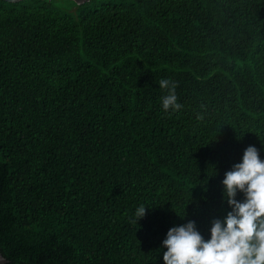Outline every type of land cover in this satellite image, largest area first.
<instances>
[{
  "label": "trees",
  "instance_id": "16d2710c",
  "mask_svg": "<svg viewBox=\"0 0 264 264\" xmlns=\"http://www.w3.org/2000/svg\"><path fill=\"white\" fill-rule=\"evenodd\" d=\"M88 2L0 0L4 264H165L167 230L209 239L224 173L264 159V0Z\"/></svg>",
  "mask_w": 264,
  "mask_h": 264
},
{
  "label": "clouds",
  "instance_id": "9594fccd",
  "mask_svg": "<svg viewBox=\"0 0 264 264\" xmlns=\"http://www.w3.org/2000/svg\"><path fill=\"white\" fill-rule=\"evenodd\" d=\"M168 90L162 98L164 110L178 109L176 82L160 79ZM222 197L231 206L223 220L216 219L205 240L194 220L167 230L162 241L165 264H264V159L260 149L249 145L239 162L224 173ZM242 192L244 199H237ZM146 206L141 204L135 216L142 218Z\"/></svg>",
  "mask_w": 264,
  "mask_h": 264
},
{
  "label": "rangeland",
  "instance_id": "374dc122",
  "mask_svg": "<svg viewBox=\"0 0 264 264\" xmlns=\"http://www.w3.org/2000/svg\"><path fill=\"white\" fill-rule=\"evenodd\" d=\"M91 0H89V2L87 3L88 4V6L90 7V8H92L93 7V5H94V2L96 3V4H98V3H104V2H112V1H117V0H93V2H90ZM87 8H86V6H84V5H80V4H77V3H74V6H73V8H72V10L73 11H75V13L76 14H78V13H80V12H82V11H85Z\"/></svg>",
  "mask_w": 264,
  "mask_h": 264
},
{
  "label": "water",
  "instance_id": "95a60500",
  "mask_svg": "<svg viewBox=\"0 0 264 264\" xmlns=\"http://www.w3.org/2000/svg\"><path fill=\"white\" fill-rule=\"evenodd\" d=\"M5 1H8V2H17V1H20V0H5ZM75 3L77 4H82L86 1H89V0H73ZM8 260L7 258L0 252V264H4L6 263Z\"/></svg>",
  "mask_w": 264,
  "mask_h": 264
}]
</instances>
